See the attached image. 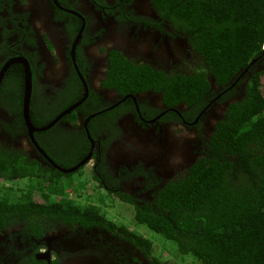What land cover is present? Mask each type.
<instances>
[{
	"label": "flooded vegetation",
	"instance_id": "af4514ba",
	"mask_svg": "<svg viewBox=\"0 0 264 264\" xmlns=\"http://www.w3.org/2000/svg\"><path fill=\"white\" fill-rule=\"evenodd\" d=\"M263 73L264 52L215 77L151 0H0V153L32 175L7 185H63L1 216L0 264H156L136 229L35 205L80 200L83 184L135 217L212 156L218 125ZM194 76L206 86L192 89Z\"/></svg>",
	"mask_w": 264,
	"mask_h": 264
},
{
	"label": "trees",
	"instance_id": "16d2710c",
	"mask_svg": "<svg viewBox=\"0 0 264 264\" xmlns=\"http://www.w3.org/2000/svg\"><path fill=\"white\" fill-rule=\"evenodd\" d=\"M151 1L189 36L219 79L231 80L264 52V0ZM201 78L186 79L193 89L195 83L199 88L206 83ZM260 81L259 76L247 98L233 105L218 125L212 156L165 189L157 204L137 207L136 224L174 244L180 264H264V82ZM18 161L0 153L2 183L31 181L32 175L23 169L27 165ZM38 184L29 191L5 184L0 188V224L3 215L29 210L35 190L49 200L61 194L60 183L59 194L44 186L42 176ZM35 206L41 213L101 215L97 207L76 205L71 199ZM154 261L172 264L156 257Z\"/></svg>",
	"mask_w": 264,
	"mask_h": 264
},
{
	"label": "rangeland",
	"instance_id": "374dc122",
	"mask_svg": "<svg viewBox=\"0 0 264 264\" xmlns=\"http://www.w3.org/2000/svg\"><path fill=\"white\" fill-rule=\"evenodd\" d=\"M2 182H4V181H0V188H2L5 185L6 186L9 185V184L7 185L6 183H2ZM21 185H23V187H24V189H26V191L30 190L29 184L22 183ZM86 186L87 185L81 184L79 187L80 188L79 192H81V195H80L81 199L80 200L75 198L77 195H75L74 193L67 196L66 198L73 197V199H76L75 200V202L77 201L76 205L87 206V207L95 206L101 210L100 214L103 217H106L112 223H115L116 225H119V226H124L126 228H130V229L133 228V229L138 230L139 235L141 237H143L147 241L149 240V242L151 240V242H150V245L152 247V253L151 254L154 257L165 260V261H169L172 264H180L179 261L181 260V257L179 254H177L176 246L174 244L164 240L159 235L148 230L147 228L137 225L135 223V219H134L132 209L128 210V208L122 207L119 204H114V203L111 204L110 202H109L110 203L109 204L107 202H103L101 197H96V193H95V195L89 194V193H92V190H89L90 188L88 189ZM65 188H66L67 192L73 190V188H71L70 186H67V185ZM75 191L78 192L76 189H75ZM34 193H35V196L33 197V199H35V197L38 195L37 190H35ZM92 194H94V193H92ZM59 197H61V194H59ZM186 262H188V261H186Z\"/></svg>",
	"mask_w": 264,
	"mask_h": 264
},
{
	"label": "water",
	"instance_id": "95a60500",
	"mask_svg": "<svg viewBox=\"0 0 264 264\" xmlns=\"http://www.w3.org/2000/svg\"><path fill=\"white\" fill-rule=\"evenodd\" d=\"M30 87V86H29ZM28 103H29V90H28V94H27V98H26V107L28 106ZM27 110V109H26ZM25 110V111H26Z\"/></svg>",
	"mask_w": 264,
	"mask_h": 264
},
{
	"label": "built area",
	"instance_id": "2783aa9c",
	"mask_svg": "<svg viewBox=\"0 0 264 264\" xmlns=\"http://www.w3.org/2000/svg\"><path fill=\"white\" fill-rule=\"evenodd\" d=\"M263 50H264V46H263Z\"/></svg>",
	"mask_w": 264,
	"mask_h": 264
}]
</instances>
